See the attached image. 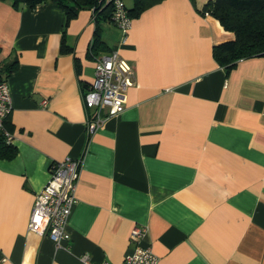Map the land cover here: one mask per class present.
Listing matches in <instances>:
<instances>
[{
	"label": "crops",
	"instance_id": "obj_1",
	"mask_svg": "<svg viewBox=\"0 0 264 264\" xmlns=\"http://www.w3.org/2000/svg\"><path fill=\"white\" fill-rule=\"evenodd\" d=\"M209 1L162 0L125 40L101 21L104 45L134 74L123 111L92 133V10L69 20L72 52L61 53L56 3L0 1V64L17 62L5 79L17 153L0 159V264H119L134 226L158 264H264V56L220 66L213 47L234 34L202 13ZM66 158L80 168L58 247L27 225L50 165Z\"/></svg>",
	"mask_w": 264,
	"mask_h": 264
},
{
	"label": "built area",
	"instance_id": "obj_2",
	"mask_svg": "<svg viewBox=\"0 0 264 264\" xmlns=\"http://www.w3.org/2000/svg\"><path fill=\"white\" fill-rule=\"evenodd\" d=\"M100 4L111 5V20L126 38L131 19L123 0H98ZM133 68L121 59L117 51L102 53L95 59L94 78L85 90V107L92 110L87 120V132H94L104 120L123 111L125 93L133 85ZM46 100L42 101V105ZM12 106L11 95L6 81H0V132L6 142L12 143L13 137L5 128V119ZM103 109L107 110L104 114ZM80 161L66 158L53 162L49 167V177L34 198L28 220V230L39 235L46 234L56 246H67L70 235L66 224L75 202ZM146 228L134 226L129 234L133 244L131 253L119 264H158V257L151 248L141 244ZM84 264H111L103 261L92 263L88 256L82 257Z\"/></svg>",
	"mask_w": 264,
	"mask_h": 264
},
{
	"label": "trees",
	"instance_id": "obj_3",
	"mask_svg": "<svg viewBox=\"0 0 264 264\" xmlns=\"http://www.w3.org/2000/svg\"><path fill=\"white\" fill-rule=\"evenodd\" d=\"M4 1V0H0ZM14 7L20 4L34 8L43 5L47 0H11ZM64 13V24L60 43L61 53H70L72 48L65 43V28L70 19L76 17L81 10H92L94 34L88 47V56L96 59L102 53L111 52L102 40L101 21L111 20V5H103L98 0H50ZM124 1V0H123ZM162 0H133L131 8H127L130 19L138 17L144 10ZM202 13L210 14L224 30L232 32L234 39L213 47V57L226 70L233 68L239 59L264 56V0H212L203 8ZM17 62L0 64V81L16 68ZM7 118V117H6ZM5 128L9 131L7 119ZM17 153L12 143L6 142L0 132V159H12Z\"/></svg>",
	"mask_w": 264,
	"mask_h": 264
},
{
	"label": "rangeland",
	"instance_id": "obj_4",
	"mask_svg": "<svg viewBox=\"0 0 264 264\" xmlns=\"http://www.w3.org/2000/svg\"><path fill=\"white\" fill-rule=\"evenodd\" d=\"M124 3L126 5L127 8H131L132 5H133V0H124ZM107 26H109L110 29L114 28L113 25H109V24H106Z\"/></svg>",
	"mask_w": 264,
	"mask_h": 264
}]
</instances>
